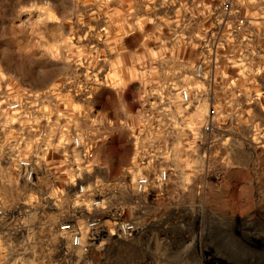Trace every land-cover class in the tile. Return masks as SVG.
I'll use <instances>...</instances> for the list:
<instances>
[{"label":"rangeland","instance_id":"1","mask_svg":"<svg viewBox=\"0 0 264 264\" xmlns=\"http://www.w3.org/2000/svg\"><path fill=\"white\" fill-rule=\"evenodd\" d=\"M226 1L201 0L203 19ZM93 3L0 0V264H264V0L231 2L251 19L235 33L219 6L218 36L207 31L200 42L187 15L188 39L179 50L177 43H161L170 52L160 63L171 71L162 74V89L151 84L157 74L138 80L120 75L115 107L167 114L168 131L149 136L150 121L141 123L142 131L113 126L116 141L86 162L77 133L86 129L87 98L98 83L84 67L88 45L98 44L102 17ZM149 46L140 42L141 49ZM213 52L218 57H209ZM150 61L141 58L140 64ZM197 64L200 77L191 70ZM180 90L189 93L185 104ZM10 103L19 109L9 110ZM111 103L107 95L106 108ZM72 137L81 146L70 145L72 166L53 168L59 164L53 150L66 154L61 144ZM19 159L33 165L32 182L20 178ZM161 171L166 182L158 185ZM137 176L150 180L142 195L131 191ZM107 178L121 181L93 186ZM75 180L84 181L83 192L100 189L105 207L107 234L99 238V250L84 255L70 253L57 232L66 216L87 206L89 198L76 193ZM119 206L138 228L131 238L115 236L106 217Z\"/></svg>","mask_w":264,"mask_h":264},{"label":"crops","instance_id":"2","mask_svg":"<svg viewBox=\"0 0 264 264\" xmlns=\"http://www.w3.org/2000/svg\"><path fill=\"white\" fill-rule=\"evenodd\" d=\"M93 2V7L100 10L102 17L97 23L98 44L88 45L84 67L88 73L98 76V83L90 88L91 92L87 98L86 129L77 133L82 137L84 147L91 149L92 157L102 147L107 148L116 141L114 138L116 128L114 127H124L128 132L138 130V128L142 131L144 126L141 123L150 121L151 126H148L146 130L149 136H162L168 131L167 126L163 124L165 120L167 122L169 120L167 114L137 115L126 112L123 107L120 110L115 107L121 85L120 75L135 76L133 80H138L140 74H157L151 84L155 89H162L166 81L162 74L167 75L171 71L160 63V60L167 58L170 52L169 49L163 50L161 43H177L179 50L180 43L188 39L185 22L187 15L192 17V25L196 30L193 34L195 41L200 42L207 36V31L211 38L218 36L214 33V29L217 26L216 11L221 6V3L217 5L214 12L211 11L208 18L204 20L201 0H93ZM242 15L246 17L245 14ZM248 19H251L247 18V21L251 22ZM203 21L204 23L208 21V24L203 26ZM87 23L90 26V18ZM231 24L230 21H226L225 26L229 28ZM89 40L96 39L94 35L89 34ZM143 41L153 43V46L141 49L140 42ZM197 53L199 57L203 54L201 50ZM224 55L227 57L228 53ZM145 57L151 59L147 66L140 64V59L143 60ZM209 57L216 58L218 54L213 52ZM210 69H215L210 70L211 73L217 70L216 67ZM214 78L213 75L212 82H210L213 89L217 85ZM259 85L262 86V84ZM92 89H97V91H92ZM107 95L114 100V103H111L112 108L105 106ZM61 146L66 154L53 150V161L56 162L57 159L54 158H58L59 163L53 164V168L72 166L70 154L73 149L70 148V143L65 142ZM72 181L74 182V177ZM75 181L82 185L84 183L81 180ZM120 181L121 178H107L104 181L99 179L93 186L108 185L111 182L117 184Z\"/></svg>","mask_w":264,"mask_h":264},{"label":"built area","instance_id":"3","mask_svg":"<svg viewBox=\"0 0 264 264\" xmlns=\"http://www.w3.org/2000/svg\"><path fill=\"white\" fill-rule=\"evenodd\" d=\"M233 0H228L223 2L220 6V11L222 12V19L225 21L230 18L232 32H241V30L248 25L247 18L241 15L237 8L233 7L231 4ZM238 1V0H234ZM252 1V0H249ZM193 73L195 77H200L202 75V65L197 64L193 68ZM179 99L182 104H185L189 100V93L186 90L179 91ZM8 109L11 111H17L19 109L18 103H10ZM209 118H212L215 113L212 108L208 110L207 113ZM211 129L210 124L205 122L203 130L209 131ZM71 148L79 149L81 148L80 143L76 137H72L70 142ZM82 152L85 159L89 160L92 157V151L89 147H82ZM17 169L20 178L25 182H32L34 179L33 165L28 159H19L17 161ZM166 182V172L161 171L155 177V183L162 185ZM150 185V180L145 176H137L133 179L131 191L134 194L142 195L146 192ZM75 190L78 195L83 196L87 199V206L84 205L83 213L77 215L76 213L69 214L65 217L59 225H57V232L61 241L65 242L68 251L71 253L72 250L79 251L80 254H87L90 250H99L100 243L99 238L104 234H107L103 223V214H105V207L101 206L103 197L100 189L93 190L91 193L83 192L82 184H75ZM97 210V211H96ZM98 211L103 213L100 215ZM98 212V213H97ZM3 217L0 211V219ZM86 217L82 224H78L79 219ZM106 217L113 224V229L115 236L120 238H131L136 235L138 228L135 223L130 219L125 217V210L122 207H115L111 210L106 211Z\"/></svg>","mask_w":264,"mask_h":264}]
</instances>
